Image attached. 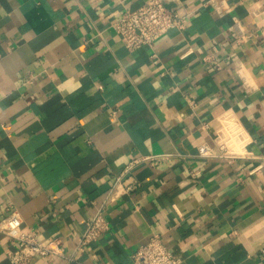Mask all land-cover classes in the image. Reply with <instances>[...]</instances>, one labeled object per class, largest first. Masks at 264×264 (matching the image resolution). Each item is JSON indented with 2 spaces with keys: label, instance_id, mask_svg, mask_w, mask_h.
I'll use <instances>...</instances> for the list:
<instances>
[{
  "label": "crops",
  "instance_id": "1",
  "mask_svg": "<svg viewBox=\"0 0 264 264\" xmlns=\"http://www.w3.org/2000/svg\"><path fill=\"white\" fill-rule=\"evenodd\" d=\"M147 1L0 0V219L63 253L29 264H132L153 235L179 264H264V0H168L185 27L130 52L111 23Z\"/></svg>",
  "mask_w": 264,
  "mask_h": 264
},
{
  "label": "built area",
  "instance_id": "2",
  "mask_svg": "<svg viewBox=\"0 0 264 264\" xmlns=\"http://www.w3.org/2000/svg\"><path fill=\"white\" fill-rule=\"evenodd\" d=\"M166 1L168 0H148L135 10L122 11L120 16L111 23V28L119 36L126 50L131 52L142 47H151L169 30H180L185 27L188 13L182 7H168ZM208 59L205 58V61ZM224 152L223 146L220 148L221 157L230 162L231 158ZM161 158V156H145L130 162L125 171L130 170L132 165L139 161L155 165ZM136 186L137 183L133 177L117 178L111 186L110 201H114L117 195L132 192ZM110 229V224L103 216V212H97L80 234L76 250H86ZM0 233L8 236L15 244V250L10 254L11 264H29L33 258L52 259L63 256L60 240L51 239L46 244H42L34 231L22 230L12 216H4L0 219ZM261 255L264 256V249L261 250ZM131 260L132 264H179V260L166 248L158 235H153L146 244L135 250Z\"/></svg>",
  "mask_w": 264,
  "mask_h": 264
},
{
  "label": "water",
  "instance_id": "3",
  "mask_svg": "<svg viewBox=\"0 0 264 264\" xmlns=\"http://www.w3.org/2000/svg\"><path fill=\"white\" fill-rule=\"evenodd\" d=\"M169 7V6H168Z\"/></svg>",
  "mask_w": 264,
  "mask_h": 264
}]
</instances>
